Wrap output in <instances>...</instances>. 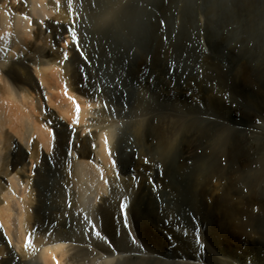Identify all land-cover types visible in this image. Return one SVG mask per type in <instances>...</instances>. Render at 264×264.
I'll list each match as a JSON object with an SVG mask.
<instances>
[{"label":"bare ground","instance_id":"1","mask_svg":"<svg viewBox=\"0 0 264 264\" xmlns=\"http://www.w3.org/2000/svg\"><path fill=\"white\" fill-rule=\"evenodd\" d=\"M151 1L0 0V245L8 254L0 264H264L263 75L247 63L225 71L207 55L244 50L250 40L238 36L237 11L224 0L163 1L143 37L151 57L137 49L130 66L145 90L126 110L125 90L101 84L94 65L114 52L126 60L121 23H135ZM238 1L243 13H264V0ZM65 12L71 25L50 20ZM35 19L47 21L55 44L67 41L73 84L55 55L45 61L30 48L42 41ZM90 20L95 29L84 26ZM258 36L264 41V27ZM189 52L204 55V71L178 87L179 57ZM36 96L59 118L47 109L40 121ZM7 130L19 143L4 171ZM34 139L45 149L38 182L46 193L37 192L33 211L18 167L28 152L35 157Z\"/></svg>","mask_w":264,"mask_h":264},{"label":"rangeland","instance_id":"2","mask_svg":"<svg viewBox=\"0 0 264 264\" xmlns=\"http://www.w3.org/2000/svg\"><path fill=\"white\" fill-rule=\"evenodd\" d=\"M51 1L53 2L54 6H59L60 8H62L61 0H51ZM156 1L157 0H155L154 2V0H152L151 2H149V4L144 2V4L142 5V7L147 5L146 12H144L143 15L145 16L148 15V16L146 17L143 15L138 16L137 19L135 20V23H134V20H128V21L125 20L126 22L123 21L124 23L123 22L121 23L122 29L126 31V34L128 35V39L130 38L129 40H124L123 42L124 46H126V48L129 50L128 57L126 58V60L120 59L119 56L117 55L118 53L114 52V54H111L109 56L108 60L94 65L96 72L101 77V84L104 88L108 89L112 87L111 89L113 91V89H115L114 85H118L123 91L125 90L124 96L122 97H124V100H125L126 110H128V106L137 99L138 93L145 88L146 81L139 82L137 80L132 79L133 75L131 73L130 66L133 64L134 65L136 64V58L134 57L135 56L134 51H136L137 49L143 50L147 54L148 57H151L152 55V51L145 45L144 43L145 39L143 37L144 35L145 37L149 36L151 27L152 25H154L153 23L157 22V15H159L158 13H159L160 6L162 2L165 0H158L157 2ZM224 1L230 9H235V13L236 11L238 13L236 15H239L241 19L243 20V23L237 26L238 36L239 37L248 36L250 41L246 43V45L244 46V50L241 52L228 51L226 49H222V50H216V53H213L212 55H210L207 52V55L211 56L212 60L221 64L225 71H228L229 69L233 70L236 66L242 63H247L250 66L254 74L261 73V75H263V79L259 81L258 85L262 90H264V41L262 40L261 41L262 43H261L260 37L258 36L259 30H261V28L264 27V13L262 12L259 6L255 9H251L249 13H243L242 12V9H244L243 1H238V0H224ZM151 4L153 5L152 7H151ZM96 10L97 9H94V13ZM50 20H52L54 24H57V25H71L72 24V21L66 12L64 14L56 13ZM45 22L47 23V21L35 19L34 21L35 31L37 30L40 31L42 41L40 43H37L35 40H32L30 43V48L31 49L36 48L37 50H43L45 53L41 55L40 58L45 61L49 60V58L46 56L47 53H51L55 55L56 58L54 59V61L57 62L58 65L63 66V67L68 66L69 69L63 68L65 71L63 70L62 74L68 75V78H67L68 81L71 84H73V79L71 78L73 74V66L70 61L72 58V54L67 53L68 47L65 46L67 41L64 39L63 42L61 41L55 44L52 34L48 32L46 29ZM247 23H249L250 26L247 25ZM84 26H86L87 28L95 29L93 20L87 21L86 23H84ZM246 27L248 28L246 29ZM176 37L173 36V39H176ZM31 55H32L31 57H35L37 53H31ZM18 58H19V55H16V57L13 59H18ZM204 60H205V57L201 53H197L195 55H193L192 52L182 54L179 57L178 66L182 68L183 73L181 76L178 77L177 81H180V82L178 84L177 83L175 84L178 87H180L185 79L197 80L204 71V67H203ZM27 65L30 66V68H33L30 62H27ZM66 70H69V71L66 72ZM0 73L3 75L2 79L6 80L5 73L3 72V70L0 69ZM33 76L34 78H36L35 75ZM36 81H37V78H36ZM2 82L3 81L0 82V86L3 84ZM14 87L17 90H19L18 86L14 85ZM255 89H258V88L256 87ZM111 95H114L113 98H116L115 91ZM36 103H37V108L40 114L39 115L40 121L42 122L47 121L48 119L47 114H46L47 109L53 112L54 114H56V116L59 118L55 109L53 108L50 109L49 105L45 102V99L44 101L42 99L39 100V98L36 96ZM62 123L64 124V126L69 127V123L67 121L62 120ZM72 126L69 128L73 129L74 127ZM6 135L8 137V142L6 144L5 160L3 163L4 171H7L10 168L11 160H12L11 154L13 153L16 144L19 143L18 137L14 133H12L10 130L6 131ZM39 145L40 144L37 143V139H34V147L37 148L35 157L31 159L30 158L31 154L30 152H28L27 153L28 158H26V161H24V163L18 167V173L20 177L28 181V184L31 190L30 208L32 210L35 209L38 204V193L37 192L42 190L41 189L42 187L40 183L38 182V178L41 177L39 175L40 173L39 168H41V165L43 162V156H44L43 153L45 149L43 147H40ZM20 146L23 148V145H21V143H20ZM136 156L139 157V151H136ZM0 181L2 183L5 182V175L3 174L0 175ZM45 193L46 192L44 190L41 191L42 195H44ZM33 211H31L33 215L32 222H35L34 221L35 215L33 214ZM203 238H204V234H203ZM31 239H32L31 243H33L34 241L33 234H32ZM4 241H5V238H4ZM5 246L6 245H0V260H6L8 258V254H7V250ZM18 257L21 259V256H18Z\"/></svg>","mask_w":264,"mask_h":264},{"label":"snow or ice","instance_id":"3","mask_svg":"<svg viewBox=\"0 0 264 264\" xmlns=\"http://www.w3.org/2000/svg\"><path fill=\"white\" fill-rule=\"evenodd\" d=\"M76 43H77V46H79V41H78V40L76 41ZM84 59L87 61V57H84ZM65 94L67 95V93H65ZM146 163H147V160H146ZM120 207H121V211H122V213L125 214V219H126V207H127V201L121 203ZM197 243H199V237H197ZM53 258L56 259L55 256H54ZM57 264H58V261H57Z\"/></svg>","mask_w":264,"mask_h":264}]
</instances>
